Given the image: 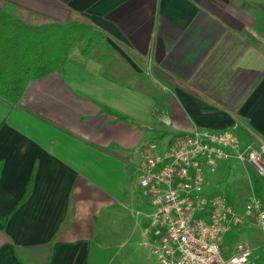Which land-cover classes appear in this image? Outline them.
Returning <instances> with one entry per match:
<instances>
[{
  "label": "crops",
  "instance_id": "1",
  "mask_svg": "<svg viewBox=\"0 0 264 264\" xmlns=\"http://www.w3.org/2000/svg\"><path fill=\"white\" fill-rule=\"evenodd\" d=\"M0 9L27 25L84 22L99 37L89 54L76 44L61 69L29 81L16 104L0 97V264H153L145 144L195 128L264 144V0H0ZM230 162L239 161L205 179L208 192Z\"/></svg>",
  "mask_w": 264,
  "mask_h": 264
},
{
  "label": "built area",
  "instance_id": "2",
  "mask_svg": "<svg viewBox=\"0 0 264 264\" xmlns=\"http://www.w3.org/2000/svg\"><path fill=\"white\" fill-rule=\"evenodd\" d=\"M142 156L139 184L153 206L151 251L157 264H250L246 243H237L232 253L221 246L224 232L241 217L224 195L203 187L207 173L232 159L252 164L264 178V144H243L231 130L195 128L162 147L147 142ZM244 210L264 234L263 199L251 195Z\"/></svg>",
  "mask_w": 264,
  "mask_h": 264
},
{
  "label": "trees",
  "instance_id": "3",
  "mask_svg": "<svg viewBox=\"0 0 264 264\" xmlns=\"http://www.w3.org/2000/svg\"><path fill=\"white\" fill-rule=\"evenodd\" d=\"M96 35L84 22L27 25L0 9V97L16 104L29 81L61 69L74 45L89 54ZM32 182L33 173L20 202L30 194Z\"/></svg>",
  "mask_w": 264,
  "mask_h": 264
},
{
  "label": "rangeland",
  "instance_id": "4",
  "mask_svg": "<svg viewBox=\"0 0 264 264\" xmlns=\"http://www.w3.org/2000/svg\"><path fill=\"white\" fill-rule=\"evenodd\" d=\"M97 41H99L98 35L95 36V43ZM99 43L103 45L102 42ZM163 143V139L157 141V144L160 147H162ZM230 163L231 167H229L230 169L226 173L227 176L223 174L224 178L221 180L220 189L213 194L224 195L234 206V209L237 215L241 217V220L229 226V230L224 234L222 241L230 251L234 249L237 242H245L251 249L250 264H264V234L256 225L254 215H248L244 210V204L251 195H257L264 201L262 195L256 194L255 192H246V185L249 186V184H251L256 190L260 187L263 189L264 178L252 164H243L241 162ZM209 174L212 173H207L206 178ZM233 187L238 190L235 195L232 190ZM203 188L206 193H212L206 190L205 185ZM156 262L154 260L153 264H157Z\"/></svg>",
  "mask_w": 264,
  "mask_h": 264
}]
</instances>
